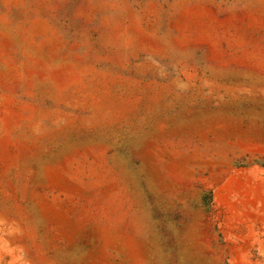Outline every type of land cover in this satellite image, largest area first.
Segmentation results:
<instances>
[{
  "label": "rangeland",
  "instance_id": "obj_1",
  "mask_svg": "<svg viewBox=\"0 0 264 264\" xmlns=\"http://www.w3.org/2000/svg\"><path fill=\"white\" fill-rule=\"evenodd\" d=\"M0 264H264V0H0Z\"/></svg>",
  "mask_w": 264,
  "mask_h": 264
}]
</instances>
